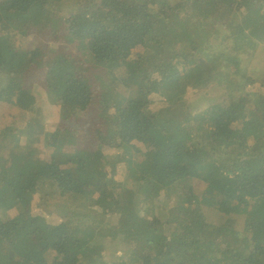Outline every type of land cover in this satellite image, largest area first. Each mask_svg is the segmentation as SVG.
<instances>
[{
	"label": "trees",
	"instance_id": "1",
	"mask_svg": "<svg viewBox=\"0 0 264 264\" xmlns=\"http://www.w3.org/2000/svg\"><path fill=\"white\" fill-rule=\"evenodd\" d=\"M258 46L264 0H0V264H264Z\"/></svg>",
	"mask_w": 264,
	"mask_h": 264
},
{
	"label": "rangeland",
	"instance_id": "2",
	"mask_svg": "<svg viewBox=\"0 0 264 264\" xmlns=\"http://www.w3.org/2000/svg\"><path fill=\"white\" fill-rule=\"evenodd\" d=\"M20 18H24L23 15H21ZM23 20H25V18H24ZM34 29H35V27H31V25H29L28 29H27V30H23L22 33L33 35V33L35 32ZM249 38H250V37L245 38V39L243 40L244 44H245V42H246ZM250 39H251V38H250ZM241 43H242V41H241ZM247 45H248V49H247V51H254V50H255V49H254V45H255V42H254V41H250V42H248ZM46 49H47V48H46ZM66 49H67V51H70L72 48H71V47H67ZM263 57H264V47H263V46H258V48L256 49V53H255L254 59H253L252 66L255 67L256 69H260V68L262 67V63H261L260 60H261ZM24 75H25V72H23L22 74H19V77L22 78V76H24ZM17 77H18V75H17ZM9 78H10L9 75H6L5 77H0V82H4V81H6V80L9 79ZM32 79H34V82H36V80H38L37 74L34 75V76L32 75ZM230 83H231V82H230ZM39 91H40V90H39ZM39 91H36V94H39V93H40ZM201 96H202V94H200V93L196 94V95L194 96V103H195L196 105H200L202 108H205V107H207L208 105H207V104H204V103H200V102L203 101V98H202ZM40 100H41V98H40ZM204 100H206V99H204ZM206 101H207V100H206ZM53 122H54V120H48V128H50V126L52 125ZM196 138L199 139V140H202V139H204V136H202V135H197ZM52 146H53V145H52ZM115 231H116V229H115ZM93 234H94V233H93ZM94 236H95V234H94ZM94 244H95V243H94ZM117 244H120V242H119L118 240H117ZM96 246H97V244H96ZM95 248H96V247H95ZM107 251H108V250H106L105 254H107Z\"/></svg>",
	"mask_w": 264,
	"mask_h": 264
}]
</instances>
